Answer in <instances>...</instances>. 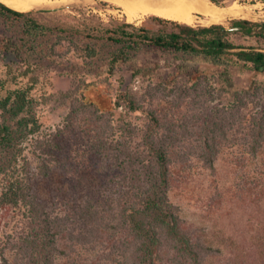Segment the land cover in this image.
<instances>
[{"label":"trees","instance_id":"trees-1","mask_svg":"<svg viewBox=\"0 0 264 264\" xmlns=\"http://www.w3.org/2000/svg\"><path fill=\"white\" fill-rule=\"evenodd\" d=\"M1 29L13 36H0V55L15 58H0L5 68L0 76V217L11 210L23 216L17 236H8L14 256L3 247L2 264H207L221 253L174 202L176 165L186 168L197 159L216 172L228 129L239 120L246 123L251 159L263 153L264 87L255 82L233 91V74L263 75L264 50L237 45L230 35L264 40V22L236 19L231 28L195 27L150 16L141 25L116 20L50 27L34 11H18L0 0ZM64 42L67 51L56 50ZM155 53L179 61L172 80L161 76L160 63L143 61L142 56ZM48 56L63 61L60 76L72 82L69 90L50 91L55 84ZM190 62L221 70L215 80L221 88H213ZM122 66L148 82L144 92L130 86L114 94L107 90ZM161 93L191 101L199 112L179 121L157 113L153 102ZM228 93L231 102L211 112L209 105ZM52 104L67 115L56 131L42 136L39 108ZM120 110L125 112L117 117ZM141 113L145 122L137 124L131 115ZM30 142L38 176L48 178L55 165L79 157V164L90 168L101 163L97 172L107 182L85 189L69 210L50 212L33 192L26 154ZM66 154L72 156L66 160ZM261 167L258 176H250L251 194L264 188ZM79 246L87 250L85 258L76 255ZM227 264H264V239L242 245Z\"/></svg>","mask_w":264,"mask_h":264},{"label":"rangeland","instance_id":"rangeland-1","mask_svg":"<svg viewBox=\"0 0 264 264\" xmlns=\"http://www.w3.org/2000/svg\"><path fill=\"white\" fill-rule=\"evenodd\" d=\"M211 1L223 7L238 3L251 8L246 10L247 17L227 16L222 22L227 28H231L233 20L236 19L264 22V0ZM33 11L39 22L50 27L112 24L116 20L130 22L122 8L106 0H64V2L60 1L56 5ZM150 16H145L134 23L141 25ZM214 24L216 23L197 22L194 26H211ZM0 36H13V32L1 29ZM230 40L237 45L264 50V40L256 35L232 33ZM67 48L66 42L56 46V50L62 53L66 52ZM4 56L7 54H1L0 58L3 59ZM14 58L15 55L12 54L7 56L8 61ZM142 59L151 64L160 63L162 65L161 76L165 79L172 80L175 77V67L179 61L167 55L156 53L144 55ZM62 64L63 61L57 59L56 56L47 57L46 66L51 68L52 79L55 84V87L50 90L51 92L66 91L72 86L70 80L60 76V72L65 68V65ZM189 66L200 74L207 75L213 88H221V84L215 81L221 70L202 62H190ZM4 70L5 68L0 64V76H3ZM233 77L235 83L233 91L247 89L255 82H258L256 86L264 87V74L257 75L251 72L236 71ZM148 85V82L134 77L128 66H122L117 70L112 83L106 88L112 94L129 86L144 92ZM164 95V93L158 94L153 102V108L157 113L169 118L175 116V119L179 121L185 116L199 112V109L195 108L196 106L191 101L182 102L175 95L168 98H164ZM232 99V94L228 93L224 99H218L209 105L210 111L213 112L228 105ZM261 107H256L255 110L261 109ZM121 111L125 112V110H120L117 117L120 116ZM39 114L44 124L41 135L44 136L56 131L63 124L67 112L54 110L52 104L42 105L39 108ZM131 119L137 124H142L145 122L146 115L134 114L131 115ZM246 133V123L241 122V120L237 122L234 128L228 129L227 140L225 139L221 146L216 172L206 168L203 162L197 159L186 168H182L180 164L176 165L179 172L176 173L177 182L171 195L174 202L182 208L183 215L190 223L194 224L203 238L209 241V244H213V247L221 249V253H214L215 255L208 258L207 264H227L229 258L242 245L249 246L253 242L264 239L262 238L264 234V188L263 186L257 188L253 194L249 192L251 174L258 176L261 166H264V150L257 159H251V154L244 140ZM33 152L34 146L30 142L27 144L26 154L32 162L33 192L37 193L40 199L47 204L50 212L60 213L69 210L72 204L80 202L85 189H94L107 182L101 177V172H97L102 167L101 163L96 161L90 168L83 163V165L79 164L81 163L79 157L55 165L52 175L48 178L42 175L38 176V159L33 155ZM67 156L72 155H62V158L67 160ZM1 186L0 183V188ZM22 224L23 216L19 211L11 210L0 217V250L3 247L6 248L8 256H14V252L8 245V236H17ZM87 253L85 248L79 246L76 255L80 254L81 257L85 258ZM71 258L73 259V256ZM0 264H2L1 257Z\"/></svg>","mask_w":264,"mask_h":264},{"label":"bare ground","instance_id":"bare-ground-1","mask_svg":"<svg viewBox=\"0 0 264 264\" xmlns=\"http://www.w3.org/2000/svg\"><path fill=\"white\" fill-rule=\"evenodd\" d=\"M15 10L31 12L56 5L64 0H1ZM122 8L130 22L145 16H157L194 26L197 22L222 24L227 16L247 17L251 9L238 3L220 6L211 0H106ZM114 12V11H113Z\"/></svg>","mask_w":264,"mask_h":264}]
</instances>
